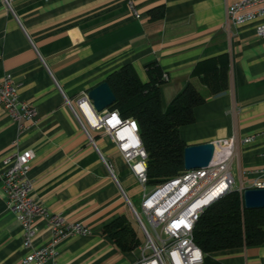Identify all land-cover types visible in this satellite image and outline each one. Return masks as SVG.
<instances>
[{
    "label": "crops",
    "instance_id": "obj_1",
    "mask_svg": "<svg viewBox=\"0 0 264 264\" xmlns=\"http://www.w3.org/2000/svg\"><path fill=\"white\" fill-rule=\"evenodd\" d=\"M237 0H0V79L12 74L20 97L38 111L34 121L18 125L0 105V264H21L29 253L24 227L9 209L3 189L4 158L33 149L31 194L68 223H81L90 235L61 240L48 264H132L137 251L124 253L102 234L105 224L132 214L102 156L133 199L143 185L115 143L93 132L99 151L65 103L104 82L114 71L132 65L148 81L146 67L157 62L169 75L162 86L164 108L192 83L206 97L195 109V122L180 129L188 145L234 140L231 172L238 160L235 189L264 181V38L262 19L228 26V7ZM140 15H136L131 8ZM164 7L165 18L149 11ZM228 57L226 78L204 82L193 71L202 61ZM225 86L218 94L212 87ZM247 141V139H249ZM102 155V156H101ZM133 204V203H132ZM35 248L52 238L48 223L37 220ZM217 264H264V244L214 254Z\"/></svg>",
    "mask_w": 264,
    "mask_h": 264
},
{
    "label": "built area",
    "instance_id": "obj_2",
    "mask_svg": "<svg viewBox=\"0 0 264 264\" xmlns=\"http://www.w3.org/2000/svg\"><path fill=\"white\" fill-rule=\"evenodd\" d=\"M3 2L7 10L12 11L11 0ZM131 8L139 17L133 4ZM257 19H262L256 26L257 36L264 38V0H237L228 7V26L231 23L242 25ZM164 78L168 81L169 75L165 74ZM64 99L89 142L99 151L93 132L108 136L143 185L141 207L153 233L128 198L113 165L101 155L110 175L131 206L146 239L138 248V259L132 264H203L205 255L195 242L194 227L204 209L235 189L231 172L234 140L217 143L215 156L207 168L185 170L154 189H148L147 153L137 121L123 118L118 111H96L88 92H82L75 99L64 94ZM0 105L17 123L19 135L25 129V122L34 121L38 114L29 101L20 97L19 85L9 73L0 79ZM114 113L118 117H114ZM34 158L33 149L17 150L7 155L3 160L5 169L2 182L7 205L22 223L24 246L30 250L21 264H48L57 257V245L61 240L75 235H90L92 230L81 223H68L60 213H51L31 194L33 181L29 173ZM253 188H264V181H257ZM41 218L48 223L52 238L47 245L35 248L33 238L38 232L37 220Z\"/></svg>",
    "mask_w": 264,
    "mask_h": 264
},
{
    "label": "trees",
    "instance_id": "obj_3",
    "mask_svg": "<svg viewBox=\"0 0 264 264\" xmlns=\"http://www.w3.org/2000/svg\"><path fill=\"white\" fill-rule=\"evenodd\" d=\"M151 20L165 18L164 7L149 11ZM228 57L221 55L199 63L193 71L208 82V76L216 75L218 81L226 78ZM148 81L141 80L136 69L128 64L112 72L106 82L115 94V102L108 108L118 111L125 119H134L139 125V134L147 153V187L175 178L186 169L184 151L187 143L180 129L195 122V109L206 102V97L189 83L164 108L162 86L166 74L157 63L146 67ZM225 86L212 87L218 94ZM102 234L124 253L137 251L143 239L126 215L114 218L102 228ZM194 239L202 249L203 264H217L214 254L264 244V208H246L243 191L234 189L211 203L201 213L194 227Z\"/></svg>",
    "mask_w": 264,
    "mask_h": 264
},
{
    "label": "water",
    "instance_id": "obj_4",
    "mask_svg": "<svg viewBox=\"0 0 264 264\" xmlns=\"http://www.w3.org/2000/svg\"><path fill=\"white\" fill-rule=\"evenodd\" d=\"M88 95L98 112L107 110L116 100L114 92L106 81L92 88ZM216 149L217 143L214 141L187 145L184 151L185 169L207 168L213 161ZM243 200L246 208H264V188L244 189Z\"/></svg>",
    "mask_w": 264,
    "mask_h": 264
},
{
    "label": "rangeland",
    "instance_id": "obj_5",
    "mask_svg": "<svg viewBox=\"0 0 264 264\" xmlns=\"http://www.w3.org/2000/svg\"><path fill=\"white\" fill-rule=\"evenodd\" d=\"M232 172H233V175L236 179V183L239 182V176H238V160L235 159L234 163H233V167H232ZM141 202H142V195H138L137 197H135L133 199V205L135 207V209L140 213L144 223L146 224V226L148 227V229L152 232V229H151V226H150V223L148 222V219L147 217L144 215L143 213V210H142V207H141ZM130 218L132 220V223H133V226L135 227V229L137 230V232L140 234V236L142 237L143 239V242L146 241V239L144 238L143 236V230L141 228V225L140 223L137 221V219L134 217V214L132 213L130 215ZM153 233V232H152Z\"/></svg>",
    "mask_w": 264,
    "mask_h": 264
},
{
    "label": "bare ground",
    "instance_id": "obj_6",
    "mask_svg": "<svg viewBox=\"0 0 264 264\" xmlns=\"http://www.w3.org/2000/svg\"><path fill=\"white\" fill-rule=\"evenodd\" d=\"M212 196H213V194H212V195H209V196L206 198V200H209Z\"/></svg>",
    "mask_w": 264,
    "mask_h": 264
},
{
    "label": "clouds",
    "instance_id": "obj_7",
    "mask_svg": "<svg viewBox=\"0 0 264 264\" xmlns=\"http://www.w3.org/2000/svg\"><path fill=\"white\" fill-rule=\"evenodd\" d=\"M113 116H114V117H118V114H115V113H114Z\"/></svg>",
    "mask_w": 264,
    "mask_h": 264
},
{
    "label": "snow or ice",
    "instance_id": "obj_8",
    "mask_svg": "<svg viewBox=\"0 0 264 264\" xmlns=\"http://www.w3.org/2000/svg\"><path fill=\"white\" fill-rule=\"evenodd\" d=\"M118 122V121H117Z\"/></svg>",
    "mask_w": 264,
    "mask_h": 264
}]
</instances>
